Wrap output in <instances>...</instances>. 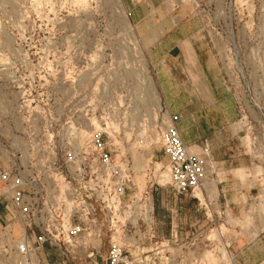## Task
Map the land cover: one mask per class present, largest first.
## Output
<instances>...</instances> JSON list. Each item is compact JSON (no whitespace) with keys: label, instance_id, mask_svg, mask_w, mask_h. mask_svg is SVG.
<instances>
[{"label":"rangeland","instance_id":"rangeland-1","mask_svg":"<svg viewBox=\"0 0 264 264\" xmlns=\"http://www.w3.org/2000/svg\"><path fill=\"white\" fill-rule=\"evenodd\" d=\"M153 1L139 13L171 16L166 22L133 23L125 0H0V165L12 153L62 165L90 153L102 133L136 196L151 195L153 230L136 226V238L155 237L151 254L170 264H244L241 250L264 233V0ZM184 38L193 40V69L174 48ZM162 61L172 69L155 71L152 62ZM170 73L173 112L158 85ZM167 112L181 116L192 153L206 150L213 189L204 182L191 196L171 187ZM208 160L234 181L216 188ZM249 264H264V245Z\"/></svg>","mask_w":264,"mask_h":264},{"label":"built area","instance_id":"built-area-1","mask_svg":"<svg viewBox=\"0 0 264 264\" xmlns=\"http://www.w3.org/2000/svg\"><path fill=\"white\" fill-rule=\"evenodd\" d=\"M180 121L172 114L163 123L162 150L173 190L193 196L206 180V163L184 142ZM92 148L62 165L29 164L15 153L0 165V264H170V256L148 251L155 243L151 195L136 196L102 133ZM140 222L149 236L136 238Z\"/></svg>","mask_w":264,"mask_h":264},{"label":"crops","instance_id":"crops-1","mask_svg":"<svg viewBox=\"0 0 264 264\" xmlns=\"http://www.w3.org/2000/svg\"><path fill=\"white\" fill-rule=\"evenodd\" d=\"M148 0H125V3H126V7H127V10H128V13L131 17V20L133 23H137V24H141L143 22H146V21H153V22H166L168 20V18H170L171 16L169 15H150V14H147V13H139V10L141 8V10L143 9V6L145 4V2H147ZM151 1V4L153 6H155L157 4L156 1H153V0H150ZM147 4V3H146ZM192 38H184L182 40H179L178 43L176 45H174V48L180 52L181 55H186L187 56V59H188V63H189V66H185L184 68L185 69H193L194 67V62H195V54L193 53L192 51ZM162 45V41H157L155 46L153 47L155 51L158 50V48H160V46ZM189 48L191 51H192V54L194 55V62H191L188 58V54L186 52V49ZM152 66H153V69L156 71H159L161 69H172L171 67H169L168 63L165 62V61H162V62H152ZM173 68H178V65H173ZM166 78L169 79L166 80H162L160 77L158 78V85H159V88H160V93H161V98L160 100H162L165 104V107L170 110L171 112L174 111V107L172 105V103L174 101H176L178 99L177 96L173 95V93L170 92V88L172 86L171 84V79L173 78V75L170 73L168 75H166ZM195 96V95H194ZM188 101H193L195 100L194 97L193 98H188L187 99ZM200 100H204V98H200ZM162 108V107H161ZM162 110V109H161ZM170 113V112H169ZM169 113L167 112L166 114L169 115ZM173 113H170V115H172ZM174 114H178V113H174ZM173 114V115H174ZM179 115V114H178ZM188 144V143H187ZM186 144V145H187ZM188 146V145H187ZM189 149L191 146H188ZM199 154L202 155V157L205 155H207V152L206 150L202 149L200 150V152H198ZM203 157V158H204ZM208 164L210 165L211 167V172H210V175L211 176H215L216 175V180H212V184H215V187H216V183H221V182H226V183H230L232 181H234V178H231V173L227 172L226 175H225V179L223 180L222 179V175L221 173H217V171L215 170V165L212 161L208 160ZM207 181H208V177H207V180H206V183H205V187L204 188H207V189H213L214 188V185H207ZM210 186V187H209ZM217 188V187H216ZM2 189V186L0 184V191ZM207 192V191H206ZM202 194H203V190H202ZM216 194V193H214ZM214 194H212L214 196ZM222 194H224V197H227L228 196V193L227 191L221 193V192H217V197H215L216 199H218L219 201H221L222 199ZM213 196H211V198H213ZM264 245V233H261L260 235H258V237L256 239H254L253 241L249 242L247 245H245L243 247V249L241 250V254L242 256L240 258H242V260L244 261V264H249V260H251V256L253 254V251L255 250L256 247L258 246H262ZM239 258V259H240ZM239 264H241L239 262Z\"/></svg>","mask_w":264,"mask_h":264},{"label":"bare ground","instance_id":"bare-ground-1","mask_svg":"<svg viewBox=\"0 0 264 264\" xmlns=\"http://www.w3.org/2000/svg\"><path fill=\"white\" fill-rule=\"evenodd\" d=\"M149 82L150 81H147V83H148V85H149ZM147 86V85H146ZM155 88V87H154ZM152 86H151V82H150V93H151V95L152 96H154L153 97V99H154V102L156 103V106H157V108L159 109L160 108V102H159V98L157 97V95H156V93H155V89H154ZM162 109V108H161ZM168 116V115H167ZM206 180H207V177H206ZM206 180L204 181V182H206ZM210 187V186H209ZM197 190H201L202 191V189L201 188H199V189H197ZM197 190H196V193H197Z\"/></svg>","mask_w":264,"mask_h":264}]
</instances>
